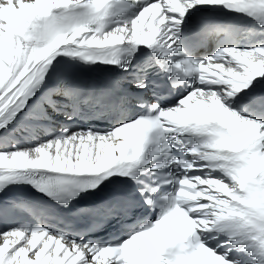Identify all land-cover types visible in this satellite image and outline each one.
<instances>
[{"label": "snow or ice", "instance_id": "obj_1", "mask_svg": "<svg viewBox=\"0 0 264 264\" xmlns=\"http://www.w3.org/2000/svg\"><path fill=\"white\" fill-rule=\"evenodd\" d=\"M0 264H264V0H0Z\"/></svg>", "mask_w": 264, "mask_h": 264}]
</instances>
